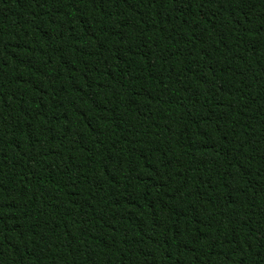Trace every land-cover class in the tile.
I'll list each match as a JSON object with an SVG mask.
<instances>
[{
    "label": "trees",
    "instance_id": "trees-1",
    "mask_svg": "<svg viewBox=\"0 0 264 264\" xmlns=\"http://www.w3.org/2000/svg\"><path fill=\"white\" fill-rule=\"evenodd\" d=\"M0 264H264V0H0Z\"/></svg>",
    "mask_w": 264,
    "mask_h": 264
}]
</instances>
